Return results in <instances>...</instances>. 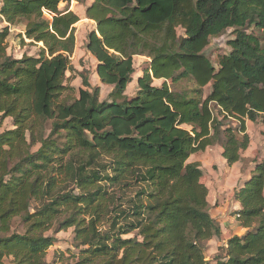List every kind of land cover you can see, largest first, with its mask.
<instances>
[{
    "label": "trees",
    "instance_id": "16d2710c",
    "mask_svg": "<svg viewBox=\"0 0 264 264\" xmlns=\"http://www.w3.org/2000/svg\"><path fill=\"white\" fill-rule=\"evenodd\" d=\"M62 1L2 0L0 114L13 127L0 133V264H48L46 233L69 228L77 253L61 254L64 264H211L201 244L222 229L188 159L220 143L238 162L245 121L264 117V0H91L86 50L112 87L107 100L86 77L77 95L64 81L80 18ZM17 26L20 45L42 44L36 55L7 52ZM227 29L215 66L204 49ZM138 55L150 60L127 97ZM183 80L192 87L172 90ZM211 104L238 124L223 126ZM252 172L234 190L244 232L232 231L215 264H264V160Z\"/></svg>",
    "mask_w": 264,
    "mask_h": 264
},
{
    "label": "rangeland",
    "instance_id": "374dc122",
    "mask_svg": "<svg viewBox=\"0 0 264 264\" xmlns=\"http://www.w3.org/2000/svg\"><path fill=\"white\" fill-rule=\"evenodd\" d=\"M90 1L91 0H84V3H78L75 0H63L59 4L60 9L72 10L80 18L77 24H75L76 44L73 53L69 56L70 70L66 71L64 79L66 83H69L75 88L76 95L78 88L83 87V77H86L91 85H99V80L95 73L96 61L86 50L87 35L95 28V23L86 19L84 14L85 6ZM251 31L260 35V31L257 29H250L248 32ZM18 32H20V26L12 28V35L8 40L7 52L14 58H20L23 54L36 55L42 44L36 42L29 43L30 41L25 39L26 44L20 45L16 36ZM177 33L178 35H182V29L178 28ZM232 37V29H227L223 34L210 38L208 45L204 49V53L215 66H217L220 56L229 52L230 47L227 41ZM149 60L150 59L146 56L138 55L134 57L133 65L135 72L124 92L127 97L133 96L137 92V78L142 75V71L148 66ZM162 82L163 80L154 79L152 84L160 86ZM190 87H192V83L187 80L171 85L172 90L176 92ZM111 89L112 87L108 85H100L99 99L107 100ZM209 91L210 85H207L204 88V95L208 94ZM211 108L214 116L222 122L223 126H235L238 124L237 121L231 118L224 119L214 104H211ZM223 126L221 128H224ZM12 127V119L10 117L3 118L0 114V133ZM245 127L249 137V146L240 153L238 162L232 165L226 163L220 153V143L204 151L196 152L188 159L190 162L196 161L200 164L199 169L202 172V181L208 190V213L220 224L222 229V237L220 240L213 238L201 244L204 246V257L209 260L211 264H215L216 258L221 257L223 252L220 250V247L225 245L226 239L232 231L236 234H242L244 232L241 228H237L236 222L232 217L233 211L237 209L235 206L237 202L234 200V190L238 189L244 183V178L249 172L250 175L253 174L252 170L255 163L264 160V117L259 118L255 122L246 120ZM18 226H20L19 221L14 219L12 228ZM46 234L54 236L56 240L47 251L46 261L48 264H64L59 262L61 254L63 255L61 258L64 259L69 256V250L77 253L72 246V228L60 232H55L54 229H52ZM70 261H72V259Z\"/></svg>",
    "mask_w": 264,
    "mask_h": 264
},
{
    "label": "crops",
    "instance_id": "0c3cea01",
    "mask_svg": "<svg viewBox=\"0 0 264 264\" xmlns=\"http://www.w3.org/2000/svg\"><path fill=\"white\" fill-rule=\"evenodd\" d=\"M5 23H0V27L2 26V25H4ZM154 80V79H153ZM155 80H157V79H155ZM158 80H161V79H158ZM98 85V84H97ZM100 85H103V84H100L99 83V86ZM212 147V146H211ZM208 148H210V147H208ZM222 152V147H220V153ZM250 176V172L247 174V176L244 178V180L247 178V177H249ZM235 206H236V208L238 209L239 208V204L238 203H236L235 204Z\"/></svg>",
    "mask_w": 264,
    "mask_h": 264
},
{
    "label": "built area",
    "instance_id": "2783aa9c",
    "mask_svg": "<svg viewBox=\"0 0 264 264\" xmlns=\"http://www.w3.org/2000/svg\"><path fill=\"white\" fill-rule=\"evenodd\" d=\"M1 6H2V0H0V9H1ZM0 18H2L1 13H0Z\"/></svg>",
    "mask_w": 264,
    "mask_h": 264
}]
</instances>
